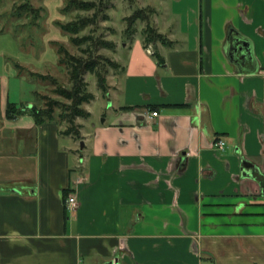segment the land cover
<instances>
[{
  "label": "crops",
  "instance_id": "1",
  "mask_svg": "<svg viewBox=\"0 0 264 264\" xmlns=\"http://www.w3.org/2000/svg\"><path fill=\"white\" fill-rule=\"evenodd\" d=\"M180 4L79 141L0 78V264L264 263V0Z\"/></svg>",
  "mask_w": 264,
  "mask_h": 264
},
{
  "label": "rangeland",
  "instance_id": "2",
  "mask_svg": "<svg viewBox=\"0 0 264 264\" xmlns=\"http://www.w3.org/2000/svg\"><path fill=\"white\" fill-rule=\"evenodd\" d=\"M23 2L24 0H0V78L5 88L6 102L20 110L23 107L37 106L41 108L43 103L40 95L63 101L53 94V87L50 82L35 78L31 73L51 75L60 84L69 87L71 82L68 72L59 66V45L65 46L73 54H80L81 49L71 43L69 35L61 29L60 24H66L79 15H91L84 12L67 14L66 7L69 0H30L34 8L41 10V17L38 21H34L33 16L32 19L20 20L15 16L14 10L15 7L22 6ZM191 3L192 0H185L181 4L188 7ZM179 4V0L111 1L108 10L110 20H103L100 22L99 29L94 26L92 29L95 31L96 37L105 36L109 41H114L117 44L115 52L109 49H102L100 52L113 59L119 64V67L116 69L109 68L110 89L107 95H104L98 88L97 79L94 76H87L90 85L89 90L96 95V100L85 106L87 111L92 114L91 118H79L76 121L80 127L81 136L82 125H88L92 130L94 125L102 124L106 120L111 111V105L117 104L114 90L122 78L125 68V55L122 56V49L125 44H132L131 39H133L124 38L123 34L128 26L126 19L139 10L145 11L151 26L163 36L165 41L169 42L168 36L160 32L158 26L164 19H172L170 17L173 15V7L178 8ZM147 23V21L136 22L135 40L141 39L143 41L146 38ZM89 32L90 30H87L83 35H87ZM159 45L162 43H150L148 50L153 53ZM60 113L59 110H56L54 114L57 120ZM76 140L79 141L80 139Z\"/></svg>",
  "mask_w": 264,
  "mask_h": 264
},
{
  "label": "trees",
  "instance_id": "3",
  "mask_svg": "<svg viewBox=\"0 0 264 264\" xmlns=\"http://www.w3.org/2000/svg\"><path fill=\"white\" fill-rule=\"evenodd\" d=\"M111 1L69 0L66 7L67 14L84 12L91 15H79L66 24H60L61 29L69 35L71 43L81 49L80 54H73L65 46L59 45V66L68 72L71 82L69 87L63 86L51 75L45 76L31 73L35 78L41 79L44 82H50L53 87V94L63 100L59 101L54 97L40 95L43 106L41 108L34 106L29 110L38 125H43L47 122H58L64 127L62 135L72 136L74 139H83L80 127L76 121L79 118L89 119L91 117V113L87 111L85 106L90 105L96 100V95L89 90L90 85L87 81V76H94L97 79L98 88L104 95H107L110 89L108 82L109 68L116 69L119 67V64L113 61V59L100 52L102 49H109L115 52L117 44L114 41H109L105 36L96 37L94 35L95 31L92 29L93 26L99 29L101 21L110 20L108 10ZM14 13L20 20L24 18L32 19L31 17L33 16L34 21H38L41 17V10L34 8L30 0H24L22 6L15 7ZM126 21L128 22V26L123 35L125 39L133 38L131 39L132 44L135 42L134 29L138 21L148 22L145 29L146 38L143 40L146 49H148V44L150 43L158 44V42H161L162 44H171L169 40V42L165 41L163 36L151 26L148 14L145 11L139 10L135 12ZM87 30H90V32L87 35H83ZM152 56L159 65L165 64V59L157 50L153 52ZM123 71L125 72V68ZM128 109L132 110L133 108ZM25 110L26 107L20 110L15 109L14 106L9 104L7 117L10 120H15L26 112ZM56 110L61 112L58 120L54 115Z\"/></svg>",
  "mask_w": 264,
  "mask_h": 264
},
{
  "label": "built area",
  "instance_id": "4",
  "mask_svg": "<svg viewBox=\"0 0 264 264\" xmlns=\"http://www.w3.org/2000/svg\"><path fill=\"white\" fill-rule=\"evenodd\" d=\"M149 51V50H148ZM150 54H153L151 51H149ZM159 114L158 113H153V117H157ZM219 146L220 148H224L226 146V143L222 140L219 141ZM68 207L71 211L75 210V206H76V197L72 196L70 197L68 200Z\"/></svg>",
  "mask_w": 264,
  "mask_h": 264
},
{
  "label": "water",
  "instance_id": "5",
  "mask_svg": "<svg viewBox=\"0 0 264 264\" xmlns=\"http://www.w3.org/2000/svg\"><path fill=\"white\" fill-rule=\"evenodd\" d=\"M233 49H234L235 52H237V50H239V51L242 52V49H243V48L237 49V46L235 45V46L233 47ZM236 55H237V53H236ZM232 60L235 61V62H238V59H237L236 56L233 55V54H232ZM29 108H30V107H29ZM81 145H82L81 148L84 149V148H85V143H84V141L82 142Z\"/></svg>",
  "mask_w": 264,
  "mask_h": 264
}]
</instances>
